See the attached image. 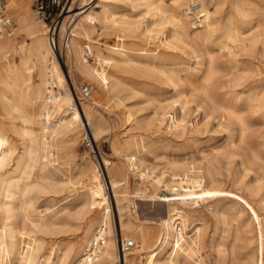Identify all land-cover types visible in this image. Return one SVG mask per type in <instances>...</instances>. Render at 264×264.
Here are the masks:
<instances>
[{
	"label": "rangeland",
	"instance_id": "1",
	"mask_svg": "<svg viewBox=\"0 0 264 264\" xmlns=\"http://www.w3.org/2000/svg\"><path fill=\"white\" fill-rule=\"evenodd\" d=\"M5 1L8 5V0ZM189 1L182 0L180 4L186 6ZM192 1L193 5L199 4L198 0ZM219 1L222 0H214L212 5L215 6V3ZM225 1L226 4L223 5V8L220 7L221 10L219 8L220 12L216 18L223 16V19L227 17V14L232 15L234 12L232 4L238 3L243 11H248L246 19L235 18L236 21L246 24L243 29L245 36L257 39L259 37L260 41L264 39V0ZM159 2L165 8L171 4V0H159ZM33 3L34 0H31V10ZM122 7L119 11L130 17V22L138 25L136 34H113L110 31L107 34L101 33L92 36L90 43L94 49H100L101 59L94 58L88 52L85 53L88 64L94 70L92 74H87V76L75 69L71 70L68 65L61 63L67 87L70 92H73L76 100L73 103L74 106L77 105L81 111L80 105H84L87 114L85 113L84 117V114L81 113V121L77 122L72 119L73 114L64 110L66 119H71L70 123H73L75 127L68 134L70 137L76 138L75 145L70 148L57 147L59 161L57 160L55 163L54 172L53 168L49 167L51 173L47 175L48 177L37 179L30 192L23 198L21 195L18 198L22 213L29 211L26 216L32 222L36 221L38 211L50 221H53L54 215L60 216L59 218L65 222L61 227L63 234L47 235L43 232H36L26 220L24 213H21L20 217H17L19 228L22 229L20 247L14 255L9 256L6 254L7 244L5 243L0 248V264H25L22 260L24 248L27 247V250H31L39 243L42 245V251L38 264H41L40 261L53 245L72 240L79 235L81 231H77L76 228L83 227L92 217V211L88 207L89 197L86 192L88 182L77 178L86 161H89L92 166L99 164V171L103 176L102 178H106V181H108L107 168L109 173L112 169L119 170L121 173L118 176L112 172L113 176H110L112 180L122 184L121 189L116 191L118 203L114 201L112 192L108 191V186L105 184L109 198L108 210L112 232L116 239L120 236L119 217H121L122 222H130L133 226L127 235H133L137 230L142 229L152 231L156 238L159 231L152 222L166 216L165 207L156 202L134 200L135 208L129 204L134 188L143 189L146 196H150L154 189L150 187L149 183H144L138 177V173L128 171L124 162L126 155L137 156L144 166L154 169L157 174L163 173L165 179L171 170L201 168L206 181L210 182L209 185L246 197L262 215L261 219L264 221V211L262 210L264 206V171L261 167L262 164L250 160L251 151L264 158V103L260 108L255 100L259 86L264 83V53L261 42H256L251 49L242 50L234 57L224 56L213 45L205 47L202 43H193L191 46H193L196 55L201 60L204 59L203 63L206 64L208 53L217 62H215L217 73L206 96L200 90L201 81L206 75V66L203 64L197 70H193L195 58L188 54L190 53L189 50L184 51L187 66L189 68L191 65L190 68L192 69L186 70V67H182L185 69L181 68L176 71L172 78H175L173 82L175 81L176 89H180L179 92H183L188 98V106H186V112L183 116L187 125L183 128L173 129L166 123L167 114L172 109L174 110L175 106V109L178 110H174L177 117L182 116L178 104H175L177 98L173 85L159 70L151 66L152 47L150 44L148 45L146 39H142L140 36V31L149 25L151 18L144 14L141 7L136 8V11H132L130 7L125 5ZM7 11L14 26L13 36L8 38H12L17 47L22 44L28 46L27 42L30 41V37L25 31L20 30L15 9L7 7ZM131 11L132 14L129 13ZM68 15L63 13L61 19ZM70 19H72V24L69 26L71 37L65 43L74 38L76 18L72 17L66 18L65 27L60 32V37L66 30L67 22ZM158 28H160L159 31ZM153 30L154 36L152 37L162 38L168 35L167 31L170 30V24L167 21H162V24L153 27ZM59 42L64 47L65 43L61 40ZM81 44L86 46V42ZM106 49H111V52H107ZM173 54L181 57L182 48L177 46V50L173 51ZM9 58L15 59L14 62H17L15 57ZM231 58H235L233 61L236 60V62L231 61ZM141 64H145L146 67ZM204 67L205 69H203ZM37 74L38 69L34 67L33 81L35 83H37ZM84 86L93 89L90 95L93 92H104L103 102H99L97 106L90 105L91 96L87 99L81 97L80 90ZM196 88L197 90L193 91ZM160 117L164 119L162 125L159 122ZM240 122L246 129V140L243 143L239 142L242 128ZM51 123L55 124V122ZM82 124L85 126L84 129ZM93 132H95V137ZM134 142L138 145L137 148L134 147ZM100 158L105 160V168L102 164L100 165ZM69 179L75 183V188L67 184ZM127 182L128 185H126ZM50 184L52 188L49 186ZM60 184L64 188L60 187ZM215 204L218 208L217 212L211 213L201 209L193 218L189 219V223L193 224L186 229L188 235L192 233L191 226L200 225L201 227L200 247L199 251L189 259L181 257L178 264H214L218 253L222 255V252L226 253L225 264H231V251L235 256V264H251L257 236H255L249 214L246 211L237 213L234 216V221L230 223L229 232H223L222 218L224 215L221 208L227 204L220 200ZM177 208L182 209V206L177 205ZM69 214L72 216L74 214V218L69 217ZM2 223L0 217V227Z\"/></svg>",
	"mask_w": 264,
	"mask_h": 264
},
{
	"label": "bare ground",
	"instance_id": "2",
	"mask_svg": "<svg viewBox=\"0 0 264 264\" xmlns=\"http://www.w3.org/2000/svg\"><path fill=\"white\" fill-rule=\"evenodd\" d=\"M181 1L171 0L170 6L165 8L159 0H72L69 9L64 12V14L69 15L62 19L59 35L64 30L66 18L72 17L76 18L74 38L65 43L64 47L58 42L63 50L60 55H57L49 45L46 27L36 20L33 9L31 10V0H8L7 7L15 9L20 30L27 33L30 41L27 42L28 46L22 44L17 47L12 38L0 35V217L3 222L0 227V248L6 243V254L14 255L22 241V229L19 228L17 222V217H20L22 213L18 202L19 195L23 198L30 192L37 179L47 178V175L51 173L49 167L53 168L54 172L55 163L58 160L57 147L70 148L76 143V138L68 135L75 127L73 123H70L71 119H66L64 110L73 114L72 119L77 122L81 121L83 114L85 117V106L80 105V111L79 107L73 104L76 100L73 92H70L67 87L61 63L68 65L69 69H75L87 76V74H92L94 70L88 64L85 53L88 52L94 58L101 59L100 49H94L90 43L92 36L101 33L107 34L110 31L113 34H136L138 25L130 22L131 18L119 11L123 5L130 7L132 11L141 7L144 14L151 18L149 25L140 31V36L142 39H146L148 45L150 44L152 47L151 66L159 70L173 85L177 98L175 104H178L182 115L177 117L174 111L176 110L175 106L174 110L172 108V111L169 110L166 123L173 129L183 128L187 125L183 116L186 112V106H188V98L183 92H179L180 89H176L175 81L173 82L175 78H172L176 71L182 67L189 70L191 66L189 65V68L187 66L184 51L189 50L190 53L188 54L195 58L193 70H197L205 64L202 62L204 59L201 60L196 55L193 46H191L193 43H202L205 47L213 45L224 56L234 57L242 50L251 49L259 41L264 53V39L260 41L259 37L258 39L246 37L243 31L246 24L236 21L235 18L240 17L244 20L248 15V11H243L238 3L232 4L233 14H227V17L222 19L223 16L216 18V15L220 12L219 8H223V5L226 4L225 0L215 3V6L212 5L214 0H198V5H193V1L190 0L186 6L180 4ZM132 11L129 13L132 14ZM157 19L159 20L157 21ZM162 21H167L170 24V30L167 31L168 35L162 38L152 37L154 36L153 27L161 25ZM82 42H86V46H83ZM177 46L183 50L181 57L173 54V51L177 50ZM106 51L111 52V49H106ZM9 57H15L17 62ZM234 59L231 58V61ZM215 62L213 56L208 53L205 64L206 75L202 79L200 87L205 96L217 73ZM233 62L235 63L236 60ZM142 66L146 67L145 64ZM34 67L38 69L37 83L33 81ZM89 89L91 94L93 89ZM196 90L197 88L193 91ZM103 93L93 92L91 97L89 96L90 105L97 106L99 102H103ZM193 99L195 101V98ZM255 100L262 108L264 83L259 86ZM166 107L164 108L166 109ZM163 117H160L161 120H159L161 125L164 123ZM51 122H55V124ZM240 126L242 128L239 142L243 143L246 140V129L241 122ZM82 127L84 129L85 126L82 124ZM93 136L95 137V132H93ZM133 145L138 147L136 142ZM250 160L262 164L261 167L264 171V158L260 154L251 151ZM124 162L130 173H138V177L144 183H149L150 187L154 189L150 196H146L143 189L134 188L129 204L135 208L134 200L156 202L166 209L164 218H158L152 222L159 231L156 238L152 231L142 229L137 230L133 235H127L133 226L130 222H122L121 217H119L120 236L115 238L112 232L108 210L109 198L105 184L108 186V191L112 192L114 201L118 203L116 191L121 189L122 184L112 180L110 176H113L114 172L118 176L121 173L116 169H112L109 173L107 168L108 181H106V178L103 179L99 171V164L92 166L89 161H86L77 178L88 182L86 192L89 197L88 207L92 211V214L90 213L92 217L83 227L76 228L77 231H81L79 235L72 240L53 245L40 261L41 264H117L119 260L121 261V257L118 256V246L121 241H133L134 243L133 249L123 257L124 264H178L181 257L189 259L199 251L200 247L201 227L200 225L191 226L192 233L188 235L186 229L193 224L189 223V219L193 218L201 209L211 213L217 212L218 208L215 202H219V200L227 204L221 208L224 215L222 218L223 232H229L230 223L234 221V216L237 213L246 211L249 214L255 236H257L251 264H264V221L261 219L262 215L246 197H241L232 191H223L218 187H212L209 185L210 182L206 181L201 168L171 170L165 179L163 173L157 174L154 169L144 166L137 156L126 155ZM101 164L105 168L106 163L103 158H100ZM241 165L244 166L243 163ZM67 184L75 188V183L71 179L68 180ZM60 187L63 186L60 184ZM177 205L182 206V209L177 208ZM262 210L264 211V206ZM28 212L24 211L23 213L26 216ZM37 213L35 222L26 216V220L29 221L34 231L43 232L47 235L63 234L61 227L65 222L59 218L60 216L54 215L53 221H50L42 216L39 211ZM74 216L73 214L69 217L74 218ZM27 249V247L24 248L22 253L23 262L25 264H38L41 258V243L31 250ZM225 254L223 252L222 255L218 253L214 264H225ZM86 255L88 256L85 257ZM230 257L231 264H235V256L232 251Z\"/></svg>",
	"mask_w": 264,
	"mask_h": 264
},
{
	"label": "built area",
	"instance_id": "3",
	"mask_svg": "<svg viewBox=\"0 0 264 264\" xmlns=\"http://www.w3.org/2000/svg\"><path fill=\"white\" fill-rule=\"evenodd\" d=\"M72 0H34L33 12L36 20L42 24L47 29V38L51 50L60 55L63 48L58 44L59 40L61 42H66L71 37L70 27L72 24V19L67 22L66 30L63 34L59 35V28L62 23V14L66 12ZM13 23L11 18L8 16L7 5L5 0H0V35L5 37L13 36ZM80 93L82 97L88 98L90 96V89L88 86L81 88ZM134 247L133 241H121L118 246V256L121 257L117 264H124L123 257L128 254Z\"/></svg>",
	"mask_w": 264,
	"mask_h": 264
}]
</instances>
